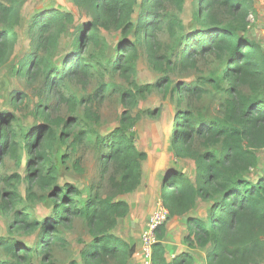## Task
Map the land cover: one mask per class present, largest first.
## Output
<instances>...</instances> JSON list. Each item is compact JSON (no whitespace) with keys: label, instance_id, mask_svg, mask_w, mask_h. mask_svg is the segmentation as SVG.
Instances as JSON below:
<instances>
[{"label":"trees","instance_id":"trees-1","mask_svg":"<svg viewBox=\"0 0 264 264\" xmlns=\"http://www.w3.org/2000/svg\"><path fill=\"white\" fill-rule=\"evenodd\" d=\"M9 1L13 6L0 3V22L5 25L0 30V66L8 61L10 45L16 43L17 38L9 19L14 18L18 25L16 4L19 2ZM72 1L91 19L74 25L75 16L71 12L55 8L39 12L30 29L34 50L18 63L16 75L27 78L32 84L37 83V96L43 100L42 104L47 103L45 110L68 81L79 80L86 86L101 67L108 70L107 65H110L116 73L131 74L140 48L148 52L152 64L160 63L161 71L168 72L162 69L164 60L172 70L171 60L160 54L162 44L158 39L162 32L173 40V51H177L183 66L189 65L191 58L214 56L221 75L216 72V80H200L187 92L201 97L206 93L205 85L214 84L226 97L223 119L196 125L189 111L177 114L173 121L172 148L176 158L195 161L197 175L193 181L180 170L169 169L161 202L169 218L188 216V234L184 241L191 250L209 248L203 264H264V174L252 179L253 171L259 165L257 151L264 149V49L245 35L251 28V18L255 16V0H199L201 27L191 34H184L181 19L186 0ZM103 30L119 32L122 38L117 44L115 58L108 59L106 63L104 59L109 47L103 38ZM69 36L74 37V45L57 64L53 50L61 37ZM92 47L102 49L100 60L88 55ZM169 81L170 77L165 76L156 84H134L122 93V99L125 102L132 98L135 102L138 97ZM99 89L104 96L106 84L102 83ZM99 95L97 91L94 97ZM11 118L0 119V133L6 137L1 142L0 155L8 153L7 130L2 125L9 126ZM135 123V118L126 114L111 133L96 137L102 150L101 178L105 179L106 174L114 169L109 181L119 195L138 190L142 165L147 159V154L137 147L132 130ZM65 127H69L67 121ZM39 131L36 139L27 135L30 152L37 143L41 146L42 142L47 143L56 137L53 127L48 124L41 126ZM80 135L83 136L84 132ZM80 135L75 138L77 143L82 140ZM63 137L69 138L67 131ZM197 140L205 141V151L194 147ZM35 158H44L39 148ZM76 170L80 167L76 166ZM54 180L49 176L47 182ZM70 189L60 195V206L50 221H55L53 225L38 221L29 223L26 216L19 223L31 225L33 230H44L46 244L49 245L48 234L52 229L56 231V223L68 215L80 216L85 219L93 237L91 247L83 253L87 264L91 261L104 263L107 259L129 264L136 247L112 233L118 219L130 212L129 204L96 197L77 209ZM12 195L10 200L14 199L15 194ZM198 200L209 205L205 217L190 216ZM165 233L164 224L156 232L158 242L153 249V264H197L194 254L188 251L168 261L163 244ZM52 234L55 235L53 241L59 240L58 232ZM0 247L10 251L20 248L19 251L28 252V248L17 243V239L0 240ZM38 247L39 252L41 246ZM25 255L28 254H16L18 258ZM0 264L6 263L0 261Z\"/></svg>","mask_w":264,"mask_h":264},{"label":"rangeland","instance_id":"rangeland-1","mask_svg":"<svg viewBox=\"0 0 264 264\" xmlns=\"http://www.w3.org/2000/svg\"><path fill=\"white\" fill-rule=\"evenodd\" d=\"M18 2V25L14 18L9 19L15 27L16 43L12 42L9 59L0 66V119L12 116L9 126L2 125L7 130L9 147L8 153L0 155V240L17 239V243L28 248V252L19 251L20 248L10 251L0 247V261L6 264H87L83 253L91 247L93 237L82 217L68 215L66 219L56 223V231L52 229L48 234L49 245L46 244L48 241L44 230H33L31 225L19 222L26 216L30 220L29 223L38 221L44 225H53L55 221H50L54 219V214L60 206V195L65 191L69 192L68 188H71L70 196L74 198L77 209L96 197L125 201L130 206L134 195H119L110 184L109 177L114 169L106 174L105 179L101 178L102 150L96 140L97 135L106 136L117 128L126 114L135 118L136 123L132 130L136 135L137 147L147 154L142 167L148 173L150 169L163 168L157 180L150 176L147 179V183L153 184L152 191L150 190L153 193L149 199L152 200L150 208L146 209L147 205L143 204L141 209L129 212L127 216L118 219V224L112 232L119 239L129 242L131 240V245L137 250L143 234L152 225L155 211L165 209L160 194L164 190V180L169 168H176L193 179L195 177V161L191 158L178 160L173 153V121L177 114L189 111L196 125L223 119L226 97L214 84L207 83L206 93L201 97L187 92L197 86L200 80H216V74L221 75L217 59L214 56L191 58L189 65L183 66L181 57L177 56V51H173V40L166 32H162L158 39L162 44L160 54L168 56L172 70L164 60L162 69L168 72L161 71L160 63L157 61L152 64L148 52L140 48L136 67L131 74L116 73L110 65H107L108 70L101 67L94 72V77L87 81L86 86L79 80L68 81L66 86L57 92L52 105L44 110L47 103L42 104L43 100L37 96V83L32 84L27 78L17 76L15 72L24 56L34 50L35 42L30 33L34 17L41 11L55 8L73 13L74 25L91 18L72 0ZM0 3L7 7L13 6L9 0H0ZM198 3L199 0H186L181 14L184 34H191L201 27V7H198ZM136 15L137 12L134 16ZM3 26L5 25L0 22V30ZM251 29L252 27L245 32L247 37H250ZM102 35L109 47L104 59L106 63L108 59L115 58L117 44L122 38L119 32L113 30H103ZM13 40L14 38L11 39ZM74 40L72 36L59 39L57 47L53 50L54 62H61L74 45ZM101 51L100 47H92L88 50V55L100 60ZM165 76L170 77L168 84L163 83L161 87L153 88L149 93L138 97L136 103L132 98L123 101L122 93L130 90L134 84H156ZM102 83L107 86L104 96H101L99 89ZM221 85L224 86V83ZM97 91L100 95L94 97ZM66 121L69 123L68 128L65 127ZM45 124L53 127L55 139L47 143L42 142L41 146L37 143V147L30 152L31 146L26 142L27 135L36 139L40 135L39 128ZM64 131L68 132L69 138L63 137ZM83 132L84 135L81 136ZM77 135L82 137L78 143L75 140ZM5 140V135L0 133V145ZM204 144V140H197L194 147L205 151ZM37 148L44 156L43 159L35 158ZM257 156L259 166L253 171L252 179L264 171V149L258 150ZM76 166H79L80 170H76ZM49 176L55 178L51 183L47 182ZM154 185H158L157 189ZM12 194H15L14 199L10 200ZM205 208L206 204L200 203L197 213L205 214ZM168 220L169 213L165 225ZM53 232H58L59 240L53 241ZM186 236H183V241ZM38 244L41 246L39 252ZM195 250V257L200 260L209 249ZM17 253L28 255L18 258ZM104 261L106 262L98 264H119L118 260L114 259ZM88 264L96 263L91 261Z\"/></svg>","mask_w":264,"mask_h":264},{"label":"crops","instance_id":"crops-1","mask_svg":"<svg viewBox=\"0 0 264 264\" xmlns=\"http://www.w3.org/2000/svg\"><path fill=\"white\" fill-rule=\"evenodd\" d=\"M254 8H255V16L251 18L252 29L250 32V38L253 40H256L264 49V0H255ZM177 159L181 160L180 158H177ZM161 169L163 168L158 167L157 170L150 169V172L148 173L145 170V168H143L140 187L138 188L136 192L132 193L134 195V198L130 200V207L132 209L130 212L141 209L143 204L147 205L146 209L150 208V204L152 200L150 201L149 199L152 198V195H153V193L151 192L153 184L147 183V179L150 176V178L154 177V179L157 180L158 176L162 173ZM263 174H264V171L262 172L260 176H262ZM196 175H197V172L195 168L194 179L191 176H188V177L194 181L196 178ZM260 176H256L254 179H257ZM157 186L154 185L155 189H157ZM160 195H162V191ZM202 202L203 201L198 200L197 206L190 213V216L192 217H205L206 216L207 209L209 207L207 203H205L206 204L205 214H202L200 212L197 213V211L199 210L200 203ZM187 219H188V216H182V217L175 216V217H170L168 222L166 223V233H165V238L163 240V244L166 250V257L168 261H172L183 251H188L194 254V258L197 264H203L205 262L206 254L203 256V258L199 260L198 257H195V253L197 252V250L189 249L188 245L185 244L183 241V236H186V233L188 234ZM125 241L128 242L130 245L132 244L131 240L130 242L129 240H125ZM139 247L140 245L138 246V248ZM129 264H140V260L136 258L135 256H133Z\"/></svg>","mask_w":264,"mask_h":264},{"label":"built area","instance_id":"built-area-1","mask_svg":"<svg viewBox=\"0 0 264 264\" xmlns=\"http://www.w3.org/2000/svg\"><path fill=\"white\" fill-rule=\"evenodd\" d=\"M168 218V212L163 209L156 212L153 216V222L150 228L143 234L140 247L135 251L134 256L140 260V264H153V249L158 242L157 229L164 225Z\"/></svg>","mask_w":264,"mask_h":264}]
</instances>
